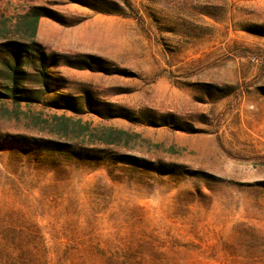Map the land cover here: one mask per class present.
<instances>
[{"label":"rangeland","instance_id":"obj_1","mask_svg":"<svg viewBox=\"0 0 264 264\" xmlns=\"http://www.w3.org/2000/svg\"><path fill=\"white\" fill-rule=\"evenodd\" d=\"M2 31L16 264H264V0H0Z\"/></svg>","mask_w":264,"mask_h":264},{"label":"trees","instance_id":"obj_2","mask_svg":"<svg viewBox=\"0 0 264 264\" xmlns=\"http://www.w3.org/2000/svg\"><path fill=\"white\" fill-rule=\"evenodd\" d=\"M79 4H85V3H81L83 1H76ZM45 17H49L47 15V13L44 12V9L41 7H34L32 8L27 14H25L23 16V19L26 21V25L29 27V33H25L23 35V40H26L28 42L31 43V45L35 44V38H36V34H37V29H38V24L39 21L42 18ZM6 30V28H5ZM5 31H2V33H0L1 38L4 40L7 39L5 34ZM43 56H45L43 54ZM9 69V76L11 81L13 82V86H16L15 84H17L19 79L21 78L22 74H25V71H23L21 69V65H20V59L17 58L15 59V63L14 65H9L8 67ZM30 242L27 241V239H24L22 237H4L2 239H0V264H16V259H14V255L11 253V250L13 248H19L22 249V259H27V257L29 258V260L31 261V263L35 262L32 261V254L27 250V247H30ZM43 261H41V264H50L49 261L47 259H45V257H43L42 259Z\"/></svg>","mask_w":264,"mask_h":264}]
</instances>
